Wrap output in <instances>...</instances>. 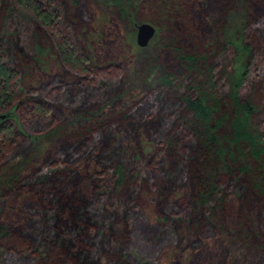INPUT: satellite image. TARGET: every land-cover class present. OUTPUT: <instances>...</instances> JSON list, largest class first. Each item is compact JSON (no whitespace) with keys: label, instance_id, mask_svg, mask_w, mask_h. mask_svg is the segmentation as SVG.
I'll return each mask as SVG.
<instances>
[{"label":"rangeland","instance_id":"374dc122","mask_svg":"<svg viewBox=\"0 0 264 264\" xmlns=\"http://www.w3.org/2000/svg\"><path fill=\"white\" fill-rule=\"evenodd\" d=\"M75 1L79 3L73 6ZM168 1L171 8L166 12L160 0H125L123 5L115 0H70L71 16L76 24L73 41L91 60L94 71L90 73L75 71L61 64L56 56L37 62L35 47L42 42L36 33L41 28L40 23L21 7L15 8L14 18L0 5L3 54L9 65L18 71L15 85L19 95L27 99L45 97L51 108L48 118L32 110L23 114L18 101L12 108L0 112L15 113L16 117L9 119L21 134L12 147L8 145L9 148L0 150L3 155L0 161V264H90L88 259H72L69 251H73L74 246L61 248L48 244L42 247L35 226L27 225L34 215L41 221L46 220L48 208L54 201L50 196H43L44 191L59 189L57 183L44 189L36 178L65 167L78 169L82 174L79 184L84 185L81 192L92 198L94 205L104 208L102 220L107 221L106 227L88 226L80 238L77 236L80 243L87 232L94 234V242L89 245L90 250L96 251L94 264H129L131 260L133 264H264V255L254 250L258 242L264 243V193L253 188L248 176L236 174L225 188L230 194L226 213L218 209V220L211 218V226L203 235L186 238L185 232L177 231V227L175 230L173 221L181 225L193 219V214L190 215L195 201L193 183L185 180L189 179L187 168L190 166L185 162L187 168L178 166L169 154L160 153L170 134H176L182 140L177 146L180 152L187 147L186 153L193 156L194 140L189 135V124L182 120L184 106L177 93L189 90L193 81L206 86L208 81L204 71L188 73L173 61L174 53L165 47L173 29L184 38L183 45L190 49L188 52L209 57L217 53L224 38L231 39L235 33L245 32L253 60L242 96H252L261 106L253 124L264 132V0ZM141 23L153 24L156 34L146 47L132 46L126 35L135 31L137 36V26ZM63 29L72 38V28ZM234 53L230 48L227 55H220V64L232 61ZM169 72L175 74L179 88L173 93L163 85ZM214 78L215 91L223 97L227 92L223 70ZM71 92L84 97V102L77 105ZM161 108H166L165 113ZM159 110L162 117L156 119ZM103 126L108 127L114 137L113 146L119 145L123 151V174L128 180L122 185L116 183L117 178L115 181L111 178L112 157L103 159L102 164L92 162L97 161L94 157L89 160V155H78L71 160L67 152L61 153L65 145L77 142L79 131L86 135ZM84 140L82 137L81 142ZM82 144L86 142L77 143L76 149H87ZM183 155L176 161L184 160ZM186 162H189L187 158ZM165 170L172 172L168 180L161 172ZM155 171L160 173L155 175ZM89 176L97 179L98 197L90 194L93 186ZM238 180L239 187L236 186ZM222 181L226 184L227 174L217 175L215 182ZM243 215L246 224L240 219ZM164 219L168 221L167 226ZM139 221L154 226L166 236L156 244L152 253L154 261L139 263L131 257L125 262L120 254L115 256L120 248L124 250L121 235L130 231V224L133 226ZM4 226L7 237L2 233ZM44 228L41 225L40 229ZM102 233L106 234L104 244L100 239ZM132 248L133 245H128L127 251Z\"/></svg>","mask_w":264,"mask_h":264},{"label":"trees","instance_id":"16d2710c","mask_svg":"<svg viewBox=\"0 0 264 264\" xmlns=\"http://www.w3.org/2000/svg\"><path fill=\"white\" fill-rule=\"evenodd\" d=\"M115 1L118 5H123L125 0ZM69 2L70 0H0V5L4 10H8L11 17L14 18L17 10L15 8L21 7L31 12L40 23L39 26L41 28H38L40 32L37 30L36 33H38L37 36L42 42H38L35 47V60L37 62H46L48 58L56 56L61 64L63 63L73 70L80 73H90L93 70L90 65L91 60L87 58L86 52L81 51V48H78L80 46L77 47V43L73 41L75 32L73 27L76 24H74L71 16ZM78 3L79 1H75L73 6ZM160 4L165 6L166 12L171 8L168 0H160ZM161 25L165 28L164 23ZM66 27L72 28V38L70 33L65 32V29H63ZM2 29L1 26L0 34ZM174 30L170 32L165 46L174 53L175 58L173 61L183 69L189 71L188 73H202L204 71L206 80H208L206 82L207 86L210 88L209 92L205 88L206 84L193 81L189 89L190 91L184 89L177 93L178 98H180V104L184 106V115H181L182 120L186 124H189V135L194 140L192 144L193 156H188V152L186 153L187 147L180 152L181 149L177 148V146H179L182 140L176 134H170L165 147L160 149V153L169 154L171 160L175 161L178 166L184 167L185 163L190 166V168H187V165L185 166L189 169V179L185 180H191L193 183L195 201L191 204L192 210L190 213V215L193 214V219L191 220L192 222L186 221L187 224H181L182 226L179 221H173V224L175 223V230L177 227V231L179 229L186 233V238L192 236L193 239H196L206 232L208 226H211V218H215L216 221L218 220V209L226 213L230 194H228L229 192L225 188L230 179H233L236 174L248 176L253 184V188L262 194L264 193V132L262 133L253 124V119L257 116L261 106L256 103L252 96L246 98L242 96L243 88L248 82V75L253 60L252 47L246 39L245 32H237L231 39L224 38L222 45H220L221 47H217V53L213 57H209L208 55L203 56L199 52H188L190 49L183 45L184 38L176 35ZM126 36L130 45H137L135 31L128 32ZM3 43L4 37L0 36V112H4L9 107L12 108L15 102L18 101L19 109L23 114L29 113L32 110L36 115H43L45 118H48L51 108L45 97L27 99V97L24 98L19 95L15 85L19 74L17 69L12 68L5 60ZM230 48L235 52L233 60L230 62L227 60L226 65L220 64L219 56L222 54L227 55ZM222 70L226 76L227 90L223 97L217 95L213 85L215 82L214 76L218 71ZM176 81L175 74L169 72L165 76L163 85L169 91L173 90L171 91L173 93L175 90H179ZM77 95L79 94L73 92L70 94L72 97L75 96L74 100H76L77 105L82 104L84 97L79 95L78 99H76ZM92 102L95 103V100ZM165 109L161 108L160 110L165 113ZM160 110L156 119L162 117V115H159ZM4 115L3 118H0V150H5L8 145L12 147L14 141L18 140L19 135H21L15 125L11 123L12 119H9L12 116L16 117L15 113L10 110L4 113ZM81 132L76 133L75 139H77V142L65 145L61 153L67 152L66 154L72 156L71 160L75 159L78 155H89L87 156L89 160L91 157H94L97 161L91 160L92 162L102 164L107 159L113 158L109 163L112 166L111 178L113 181L117 178L116 183L120 185L126 182L127 177L123 174V151L121 146H113L115 143L114 137L108 131V127L103 126L86 133V135L85 132ZM82 137H85L83 142H86V145H82L83 147L87 146V149L82 148L78 150L76 149V144L83 143L81 142ZM106 140H109L108 145H106ZM111 154L112 156H110ZM182 154H184V160L176 161ZM2 156L0 152V161ZM186 158L189 162H186ZM83 163L86 164V161ZM161 172L165 174L166 180L172 174L171 171L167 170ZM96 173L102 175V172L98 173L96 171ZM158 173L160 172L155 171L154 174ZM184 174L187 178V174ZM219 174H227L226 184H224V181L218 184L215 182ZM81 175L78 169H68L65 167L60 169L59 172L53 171L36 178V181L44 189L47 188L45 186L54 185V183H57L59 189L57 191L54 189L53 192L44 191L45 194L43 196H50V199L52 198L51 200L54 201L51 204V208H48L46 220L41 221L36 217L37 215H34L33 218H30L27 225L35 226L34 230H37L39 239L40 237L42 239V247L45 246L46 248L48 244H56V246L61 248L74 246V248H71L73 251H69L72 259L74 257L79 261H87L88 259L90 260V264H94L96 257L93 255L96 254V251L94 253L93 249H89V245L94 242V234L87 232V237L80 243L77 242V236L80 238V235L87 230L86 227L88 226L101 227V225H104L106 227L105 222L107 221L103 222L102 220L103 205H94L92 198H87L81 192L84 186L79 184ZM178 176H176L177 179L179 178ZM93 177H87L91 180L93 186L90 194L98 197L97 188L99 186L95 185L97 179L95 176ZM184 181L182 184H184ZM110 184L113 183L110 182ZM240 185L241 183L238 180L236 186L239 187ZM128 186L131 187V185ZM162 187L166 190L164 185ZM9 191H12V189ZM47 193L48 195H46ZM163 194L165 193L162 190V196ZM79 195L82 197H79ZM186 207H189V205ZM43 214L46 213L44 212ZM240 219L246 224L244 215ZM139 222L137 224L134 222L133 226L130 224V231L127 234L121 235L120 241L124 250L120 248V251L118 254L115 253V256L120 254L125 262L131 260V257L135 262L139 263L147 262L148 260L154 261L152 253L155 251L156 244L166 236L162 235L161 232H157L154 226ZM164 222H166L165 225L167 226L168 221L164 219ZM41 225H44L46 230L45 228L40 229ZM180 227L182 228L180 229ZM1 228L3 229V235L7 237L8 232H6L5 226ZM102 234L100 239L104 244V236L106 234ZM128 245H133L131 251H127ZM254 250L264 255L263 241L258 242L254 246ZM128 263L133 264L132 260Z\"/></svg>","mask_w":264,"mask_h":264},{"label":"water","instance_id":"95a60500","mask_svg":"<svg viewBox=\"0 0 264 264\" xmlns=\"http://www.w3.org/2000/svg\"><path fill=\"white\" fill-rule=\"evenodd\" d=\"M156 27L150 23H141L137 26V44L140 47H146L149 45L151 39L156 34ZM5 115H1L0 118H3Z\"/></svg>","mask_w":264,"mask_h":264}]
</instances>
